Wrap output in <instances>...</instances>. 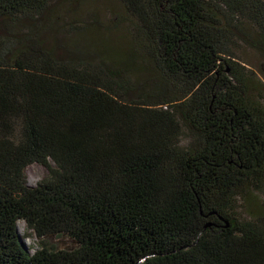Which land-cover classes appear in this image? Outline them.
Instances as JSON below:
<instances>
[{"label":"trees","instance_id":"16d2710c","mask_svg":"<svg viewBox=\"0 0 264 264\" xmlns=\"http://www.w3.org/2000/svg\"><path fill=\"white\" fill-rule=\"evenodd\" d=\"M116 1L126 44L78 48L63 0H0V264H264V0Z\"/></svg>","mask_w":264,"mask_h":264},{"label":"rangeland","instance_id":"374dc122","mask_svg":"<svg viewBox=\"0 0 264 264\" xmlns=\"http://www.w3.org/2000/svg\"><path fill=\"white\" fill-rule=\"evenodd\" d=\"M62 5L64 12L61 14V28L55 31L57 40L60 39V41H65L66 43L76 42L78 48L92 44L100 46L102 43L126 44L124 33L127 19L126 16H123L125 15L124 8L118 1L63 0ZM65 26L70 28V30L68 31ZM80 27L83 29L78 30ZM241 55L247 65L254 69L264 81V56L249 46L242 48ZM25 172L28 184L35 186L48 175L49 171L46 166L40 163H33L26 167ZM256 200L261 205V213L264 215V191L255 194V203ZM250 201L252 200L250 199ZM250 201L246 199L239 201L238 205L241 214L251 213L250 209L253 206ZM19 232L31 253L41 249L42 243L55 250H71L79 246L78 242L68 234H48L40 237L29 229L24 220L19 221Z\"/></svg>","mask_w":264,"mask_h":264}]
</instances>
